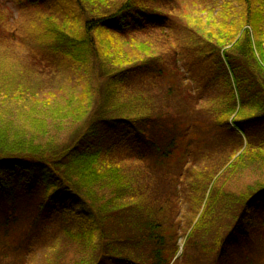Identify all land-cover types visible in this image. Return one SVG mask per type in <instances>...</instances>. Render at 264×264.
<instances>
[{
	"label": "trees",
	"instance_id": "1",
	"mask_svg": "<svg viewBox=\"0 0 264 264\" xmlns=\"http://www.w3.org/2000/svg\"><path fill=\"white\" fill-rule=\"evenodd\" d=\"M15 1L21 15L40 19L42 51L93 64L98 80L76 76L74 95L56 93L60 110L50 117L89 121L69 144H37L46 131L28 139L2 121L0 107V264H27L22 239L54 216L66 222L79 264H264V187L246 189L232 210L230 196L220 200L224 193L211 185L223 165L234 172L246 161L264 167V0H228L217 8L216 0L192 2L197 45L182 44L171 24L176 16L151 19L152 0ZM2 4L6 52L26 41L15 19L4 22V13L12 14ZM207 62L204 81L195 66ZM12 79L0 67V99L22 100L15 94L21 89L7 83ZM220 83L226 99L207 101L204 93ZM131 85L139 97L120 100ZM32 108L26 120L38 134L46 118ZM207 161L220 167L211 170ZM69 193L84 208L77 218L61 210ZM29 202L26 233L12 239ZM183 208L194 224L181 236Z\"/></svg>",
	"mask_w": 264,
	"mask_h": 264
},
{
	"label": "rangeland",
	"instance_id": "2",
	"mask_svg": "<svg viewBox=\"0 0 264 264\" xmlns=\"http://www.w3.org/2000/svg\"><path fill=\"white\" fill-rule=\"evenodd\" d=\"M1 1L3 3L2 7L12 14V17L9 18L10 14L5 11L4 22L7 19L9 23L14 21L17 22V29L20 30L21 36H24L26 41L25 44H21L16 49H14L15 47L9 46L6 52L0 44V67L9 68L17 78L16 81L13 79L12 81L7 80V83L9 85H15L14 88H16L17 91L21 89V93L15 94H18L22 98V100H10L8 97H5L3 100L0 99V107L4 113L2 121H7L8 123L11 122L15 129L18 127L22 128L24 134L28 135L26 136L28 139L33 137V135H40L45 130L46 134L38 136L36 141L37 144L54 147L63 143L69 144L70 140L73 139V134L76 131L79 132L80 128L89 121L81 120L78 124L75 122L74 114L72 115L74 118L70 115L64 120L58 117H50L51 110H60L59 106H54L56 102L61 101L57 100L56 93H65L63 95H66L67 98L74 95L73 87L76 76L81 77L88 74L91 79H95L97 82L98 79L96 78L95 67L91 63H82L78 60H73L72 58L42 51V44H45L46 42L40 40L42 31H39L41 22L38 16L32 12L21 15L15 0ZM195 1L198 2V0H152L150 9H154V11L150 17L151 19L157 17V20H161L164 15L176 16V21L166 23L165 29H167L171 23L173 24V28H175L173 31L176 33L177 37L182 40L183 45L201 44V39L194 32L196 27L194 24L190 23L195 16V4H192V2ZM212 1L214 0H199V3L205 2L213 4ZM226 1L228 0H216L214 7H220L221 4ZM173 7L178 8V10ZM215 11H217V9H215ZM170 20L171 18L169 21ZM239 36L240 32L237 34L236 38ZM229 45L231 46V44ZM229 45H226L224 49H229ZM262 48L264 49V42L262 43ZM198 53L199 51H197V54ZM210 71V62L195 66L196 74L202 76L204 81L207 79V74ZM10 76L13 75L10 74ZM223 87L224 84L220 83L216 86L215 92L212 93L211 90H209L208 93H204L205 99L210 102L214 101V98L226 99L225 93H227L228 90L227 88L223 89ZM140 93L141 92L137 91L134 85H131L127 88L121 89L119 99L131 103L128 99H136L139 97ZM8 94L12 96L14 93L10 92ZM33 96L36 99L33 100ZM32 103L36 109L35 115L38 113L39 115L37 117L46 118L44 128L43 130L38 131V134L34 133L36 130L32 128L33 124L26 120L33 115ZM63 105H65V110L62 114L69 113L66 107V99L63 100ZM86 127H88V125ZM233 139H237L235 134H233ZM9 141L11 140L6 139L5 145L9 144ZM239 144L240 142L236 143V145ZM245 144L246 141L243 140L244 147ZM8 146H10V144ZM240 154L241 151L235 154L232 160H235ZM118 156L122 157V155ZM214 161H207L204 163V166L211 170L220 167V162L216 161L214 163ZM228 165H223L221 167L216 177L214 176L212 179L213 183H211V185L213 184V187L219 188V190L224 193L223 195H219L220 200H224L227 195L230 196V209L234 210L237 204L232 203L236 201L238 195L245 193L248 188H256L260 185H262L260 187H264V167L246 161L245 166L242 167L239 172H234L232 170L233 167L226 168ZM214 189L216 190V188ZM209 191L210 189L205 192L204 202L210 194ZM64 200L65 202L61 207L62 211H65L75 218L84 213V208L79 205L80 199L73 193H69ZM21 202H23V199H21ZM33 207V202H29L26 206L22 203L18 222L11 234L12 239L19 240L24 233H26L27 221L25 217L34 209ZM57 208L60 209V206L57 205ZM240 208L241 206L238 207V213ZM203 209L204 206L202 203L195 215L197 220L201 216ZM186 210V208H183L184 212L179 232L181 236L188 229L190 230L194 224V222H192V224L190 222L192 215L184 214L186 213ZM250 215L253 216L252 211L250 212ZM75 227L76 226H73L71 231H75ZM65 229L66 222L64 221L62 223L59 216H54L50 220L45 219L42 226H39L38 233L26 235L22 240L24 243L23 248L27 251L29 256L28 260H26L27 264H79L81 254L78 252L76 246L71 243V240L67 238ZM184 241L185 237H180V240L178 241L179 250L183 247Z\"/></svg>",
	"mask_w": 264,
	"mask_h": 264
}]
</instances>
